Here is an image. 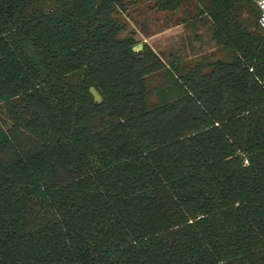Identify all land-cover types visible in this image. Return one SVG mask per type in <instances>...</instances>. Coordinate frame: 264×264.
Returning a JSON list of instances; mask_svg holds the SVG:
<instances>
[{
	"label": "trees",
	"instance_id": "16d2710c",
	"mask_svg": "<svg viewBox=\"0 0 264 264\" xmlns=\"http://www.w3.org/2000/svg\"><path fill=\"white\" fill-rule=\"evenodd\" d=\"M143 2L223 56L135 52L119 15ZM258 19L251 0H0V264H264Z\"/></svg>",
	"mask_w": 264,
	"mask_h": 264
},
{
	"label": "rangeland",
	"instance_id": "374dc122",
	"mask_svg": "<svg viewBox=\"0 0 264 264\" xmlns=\"http://www.w3.org/2000/svg\"><path fill=\"white\" fill-rule=\"evenodd\" d=\"M183 11L159 13L149 2L127 6L126 12L119 15L126 28L123 36L133 37L136 46L149 47L163 60L176 55L193 63L201 56L222 57L223 52L211 41L210 27L199 26L196 30L186 28L180 23L185 16ZM151 81L161 84V75H154Z\"/></svg>",
	"mask_w": 264,
	"mask_h": 264
},
{
	"label": "built area",
	"instance_id": "2783aa9c",
	"mask_svg": "<svg viewBox=\"0 0 264 264\" xmlns=\"http://www.w3.org/2000/svg\"><path fill=\"white\" fill-rule=\"evenodd\" d=\"M259 10V25L264 29V0H251Z\"/></svg>",
	"mask_w": 264,
	"mask_h": 264
},
{
	"label": "water",
	"instance_id": "95a60500",
	"mask_svg": "<svg viewBox=\"0 0 264 264\" xmlns=\"http://www.w3.org/2000/svg\"><path fill=\"white\" fill-rule=\"evenodd\" d=\"M142 48H143L142 45H137L133 48V50L135 52H139L142 50ZM89 93H90V96L92 97L94 103L99 104L102 101L100 94L94 88H90Z\"/></svg>",
	"mask_w": 264,
	"mask_h": 264
}]
</instances>
